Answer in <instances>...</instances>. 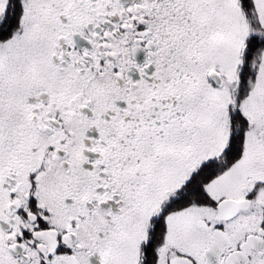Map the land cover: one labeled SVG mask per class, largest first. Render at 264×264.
Here are the masks:
<instances>
[{"label":"snow or ice","instance_id":"1","mask_svg":"<svg viewBox=\"0 0 264 264\" xmlns=\"http://www.w3.org/2000/svg\"><path fill=\"white\" fill-rule=\"evenodd\" d=\"M0 264H264V0H0Z\"/></svg>","mask_w":264,"mask_h":264}]
</instances>
